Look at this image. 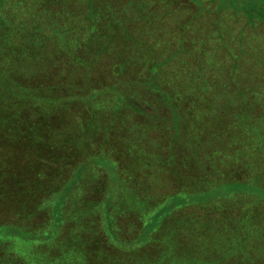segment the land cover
Listing matches in <instances>:
<instances>
[{"label":"rangeland","instance_id":"1","mask_svg":"<svg viewBox=\"0 0 264 264\" xmlns=\"http://www.w3.org/2000/svg\"><path fill=\"white\" fill-rule=\"evenodd\" d=\"M0 264H264V0H0Z\"/></svg>","mask_w":264,"mask_h":264},{"label":"trees","instance_id":"2","mask_svg":"<svg viewBox=\"0 0 264 264\" xmlns=\"http://www.w3.org/2000/svg\"><path fill=\"white\" fill-rule=\"evenodd\" d=\"M1 26H2V24H1ZM20 138H21V140H24V141H23L24 144L27 143V140H25L24 137L21 136ZM35 148H37V149H39L40 151H42L44 147H43V146H40V145L38 144V146H36ZM41 149H42V150H41ZM8 164H9L10 167H9L7 170H8V172H9L10 174H12V173H13V172H12V168H11V164H12V162L10 161ZM16 165L22 168V165H20V164H18V163H16ZM13 169H14V167H13ZM29 169H30V168L27 167V166L24 167V170H29ZM18 176H19L20 178H25V174H18ZM10 210H11V209H10ZM13 210H14V209H13ZM14 211H15V210H14ZM15 214H16V213H15ZM16 216H17V214H16ZM2 225H3V224H2ZM5 226H6V227H5V230H6V231H8V229H9L8 227H11L12 229H14V228H15V229H18V226H17V225H10V226H7V225L5 224ZM26 228H27V229H31L32 227H26Z\"/></svg>","mask_w":264,"mask_h":264}]
</instances>
